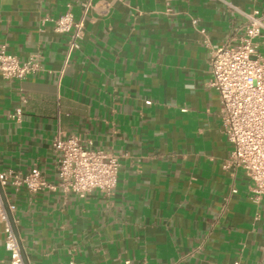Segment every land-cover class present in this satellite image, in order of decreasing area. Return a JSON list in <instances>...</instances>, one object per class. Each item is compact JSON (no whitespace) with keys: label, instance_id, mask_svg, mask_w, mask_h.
<instances>
[{"label":"crops","instance_id":"crops-1","mask_svg":"<svg viewBox=\"0 0 264 264\" xmlns=\"http://www.w3.org/2000/svg\"><path fill=\"white\" fill-rule=\"evenodd\" d=\"M85 1L0 0V50L41 65L0 75V173L56 183L58 135L120 162L109 196L7 190L29 264H264V208L245 170L223 168L232 147L208 85L211 48L245 22L226 3L264 15V0H93L70 52L55 21ZM255 42L264 55V31Z\"/></svg>","mask_w":264,"mask_h":264},{"label":"built area","instance_id":"built-area-1","mask_svg":"<svg viewBox=\"0 0 264 264\" xmlns=\"http://www.w3.org/2000/svg\"><path fill=\"white\" fill-rule=\"evenodd\" d=\"M226 5L228 10L240 14L245 22L235 29L234 36L226 44L213 46L210 50L212 79L208 85L220 96L223 130L232 147L223 168L245 170L253 184V198L264 208V55L258 53L255 42L264 31V15L256 11L245 12L229 3ZM93 7V0H87L82 4L79 20H75L68 11L55 21V32L70 37V52L79 49L86 18ZM40 70L39 56L20 61L18 57L7 54L4 47L0 50V75L4 80L24 81ZM145 104L151 105L152 102ZM21 116L22 109L16 108L9 117L20 121ZM52 147L58 158L57 182L47 181L36 167L27 175L11 171L0 173L5 196L9 188L21 187L32 194L61 191L81 198L93 191L107 196L112 194L120 168L117 157L106 151L83 147L77 136L63 139L58 135ZM8 204L13 213V205L10 201ZM0 220L6 224L5 247L10 253L11 264H24L1 195Z\"/></svg>","mask_w":264,"mask_h":264},{"label":"water","instance_id":"water-1","mask_svg":"<svg viewBox=\"0 0 264 264\" xmlns=\"http://www.w3.org/2000/svg\"><path fill=\"white\" fill-rule=\"evenodd\" d=\"M0 195H1L2 201L4 203V207H5L7 216H8V220H9L10 226H11V228H12V230H13L16 238H17V242H18V246H19V249H20V254H21V257L23 259V262H24V264H29V262L27 260V256L25 254V251H24V249L22 247V243H21V241L19 239V235H18V230H17V225H16L14 214L10 210V207H9V204H8V201H7V198L5 196V193H4V190L2 188L1 183H0Z\"/></svg>","mask_w":264,"mask_h":264}]
</instances>
